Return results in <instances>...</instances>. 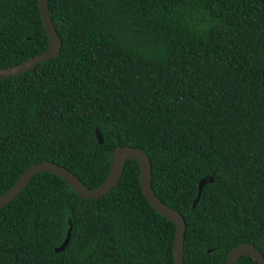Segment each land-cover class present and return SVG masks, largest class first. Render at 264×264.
<instances>
[{
    "label": "trees",
    "instance_id": "trees-1",
    "mask_svg": "<svg viewBox=\"0 0 264 264\" xmlns=\"http://www.w3.org/2000/svg\"><path fill=\"white\" fill-rule=\"evenodd\" d=\"M47 6L60 54L0 79V195L43 161L95 188L114 149L132 146L186 220L185 264H226L240 244L264 255V0ZM47 47L37 0H0V68ZM206 176L215 181L193 208ZM121 178L84 199L36 175L0 208V264H175L176 225L148 202L136 160Z\"/></svg>",
    "mask_w": 264,
    "mask_h": 264
},
{
    "label": "water",
    "instance_id": "water-1",
    "mask_svg": "<svg viewBox=\"0 0 264 264\" xmlns=\"http://www.w3.org/2000/svg\"><path fill=\"white\" fill-rule=\"evenodd\" d=\"M37 3L43 26L47 34L48 47L43 53L37 54L17 65L0 68V79L17 76L23 72H27L39 63L56 58L60 54L62 44L57 35L55 23L49 15L47 0H37ZM94 135L98 143L102 144L103 138L97 128L94 130ZM128 160H136L139 164L141 188L148 202L159 214L171 220L176 225L173 246L174 261L175 264H185L184 255L187 231L186 220L179 211L168 206L157 196L152 184L153 174L151 159L146 152L132 146L117 147L114 149L111 154L109 173L106 179L95 188L87 187L73 172L54 162L43 161L34 164L25 170L18 180L6 192L0 195V208L6 206L8 203L17 198L21 192L25 190L30 181L40 173H49L58 176L64 180L81 198H100L120 183L119 181L122 179L121 176ZM214 181V177L206 176L199 182V192L193 203V208H195L199 203L205 186ZM70 235L71 226L68 229L62 244L55 248V252H61L66 248ZM243 256H250L259 264H264V255L255 246L249 244H240L234 248L230 252L226 264H237L239 259Z\"/></svg>",
    "mask_w": 264,
    "mask_h": 264
}]
</instances>
